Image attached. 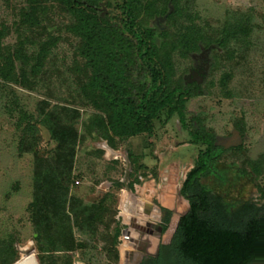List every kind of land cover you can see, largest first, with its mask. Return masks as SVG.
Returning <instances> with one entry per match:
<instances>
[{"label": "rangeland", "instance_id": "rangeland-1", "mask_svg": "<svg viewBox=\"0 0 264 264\" xmlns=\"http://www.w3.org/2000/svg\"><path fill=\"white\" fill-rule=\"evenodd\" d=\"M118 2L101 0L102 13H119ZM141 2L138 23L158 27V60L168 79L175 85L203 76L198 84L204 94L187 100L186 117H197L227 150L216 163L219 173L202 182L223 195L230 211L246 201L261 204L264 0ZM75 24L54 0H0V68L14 66L12 80L0 75V264H16L31 247L40 264H126L138 250L136 223H153H142L152 230L147 238L165 242L190 208L181 190L201 145L169 109L152 132L124 139L108 132L111 111L89 87L91 71ZM227 31L234 34L221 43ZM197 33L200 51L189 53V36ZM236 131L244 132L242 142L223 145ZM66 147L74 150L72 169L65 168L68 201L97 218L93 231L73 226L69 248L38 239L32 209L36 161L55 165ZM146 201L159 211L145 217ZM160 264L185 262L165 257Z\"/></svg>", "mask_w": 264, "mask_h": 264}, {"label": "trees", "instance_id": "trees-1", "mask_svg": "<svg viewBox=\"0 0 264 264\" xmlns=\"http://www.w3.org/2000/svg\"><path fill=\"white\" fill-rule=\"evenodd\" d=\"M54 1L76 19L74 29L83 40L82 54L91 71L89 87L99 92L111 111L108 132L120 139L152 132L154 121L169 109L178 114L193 143L201 145L196 165L182 187L190 208L179 219L167 258L179 257L185 264H254L263 259L264 207L246 201L230 211L223 195L202 182L217 174L216 163L225 151L215 144L214 133L197 123V117H186L187 100L204 93L198 84L174 85L168 79L166 65L162 68L158 60V27L138 23L141 0H117L116 15L103 14L101 0ZM233 34L227 31L221 43ZM200 37V33L189 36V53L200 51ZM13 69L4 64L0 75L12 80ZM49 130L57 136L53 127ZM65 150V158L60 157L55 165L36 161L32 209L38 239L69 248L73 226L93 231L97 218L94 212L88 215L86 207L80 208L81 203L68 201L65 168L72 169L74 150Z\"/></svg>", "mask_w": 264, "mask_h": 264}, {"label": "flooded vegetation", "instance_id": "flooded-vegetation-1", "mask_svg": "<svg viewBox=\"0 0 264 264\" xmlns=\"http://www.w3.org/2000/svg\"><path fill=\"white\" fill-rule=\"evenodd\" d=\"M198 68L201 69L202 67L200 66ZM189 83L190 84H198L197 82H189ZM240 135L242 137L245 136L243 131H240ZM235 141L236 140H234V142ZM222 149H224L225 152L227 150V148H225V147H223ZM153 209L158 210V208H156V206L153 203L146 201V211H145L144 216L147 217L148 214H150V211H152ZM163 210H165L166 212H170L167 209H161V213L163 212ZM186 213H184V214H186ZM184 214H182V215H184ZM130 219H132V218H130ZM159 221H160V223H163L162 220L159 219ZM141 222L145 223V225H147V227L149 226L148 223H150V226H153V223L146 221L145 218H142ZM135 223H136V220H135ZM142 223L140 225H138L136 223V225H135V228L138 231V238H140V239H136V241H138V244H139V245H137L139 251L137 250V251H134L133 253H130L129 256L131 255L130 256L131 258H129V260L126 262V264H160V260L164 259L168 255L167 246H168V244L172 238L168 241H165V242L164 241L162 242L161 238H159L158 242L154 243V240L149 238V237L147 238V235H146L148 233H152V230H150L146 226H142L143 225ZM133 228H134V224H133ZM254 264H264V258L256 261Z\"/></svg>", "mask_w": 264, "mask_h": 264}, {"label": "water", "instance_id": "water-1", "mask_svg": "<svg viewBox=\"0 0 264 264\" xmlns=\"http://www.w3.org/2000/svg\"><path fill=\"white\" fill-rule=\"evenodd\" d=\"M201 78H203V76L200 77V79H196L195 81H188L187 83L189 82H197V83H200L201 81ZM218 139V138H217ZM234 140H236L234 142ZM222 143L223 145H235V144H240L242 142V137L240 135V132H235L231 137L229 138H224L222 139ZM126 190H130L129 187L127 186L126 187ZM148 225H150V223H148ZM16 264H40L38 262V259L36 257V254L35 252L34 253H31V254H28L26 256H22L21 260H19Z\"/></svg>", "mask_w": 264, "mask_h": 264}, {"label": "crops", "instance_id": "crops-1", "mask_svg": "<svg viewBox=\"0 0 264 264\" xmlns=\"http://www.w3.org/2000/svg\"><path fill=\"white\" fill-rule=\"evenodd\" d=\"M180 162H182V161H178V164L180 163ZM195 165H196V162H195ZM195 165L187 172V174L195 167ZM217 169V168H216ZM219 173V171H218V169H217V174ZM187 174H186V177H187ZM186 179V178H185ZM185 181V180H184ZM181 194H182V190H181ZM181 196H183V194L181 195ZM180 196V197H181ZM261 196L262 197H264V195H263V192H262V190H261ZM184 197V196H183ZM183 197H181V198H183ZM188 200V199H187ZM189 201V200H188ZM251 202V201H250ZM251 203H253V204H255L257 207H260V208H262V207H264V202H262L261 204H258V203H254V202H251Z\"/></svg>", "mask_w": 264, "mask_h": 264}, {"label": "bare ground", "instance_id": "bare-ground-1", "mask_svg": "<svg viewBox=\"0 0 264 264\" xmlns=\"http://www.w3.org/2000/svg\"><path fill=\"white\" fill-rule=\"evenodd\" d=\"M139 202L142 203V200H140ZM128 216H130V215H127V218L126 219H128L129 221H131L132 219H130V217H128ZM31 253H34V248L32 249V247L30 249L26 250V253H24V256H26L28 254H31Z\"/></svg>", "mask_w": 264, "mask_h": 264}, {"label": "built area", "instance_id": "built-area-1", "mask_svg": "<svg viewBox=\"0 0 264 264\" xmlns=\"http://www.w3.org/2000/svg\"><path fill=\"white\" fill-rule=\"evenodd\" d=\"M76 183H77V184H79L80 182H79V181H77Z\"/></svg>", "mask_w": 264, "mask_h": 264}]
</instances>
